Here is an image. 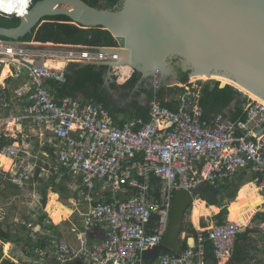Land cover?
I'll list each match as a JSON object with an SVG mask.
<instances>
[{"label":"built area","instance_id":"1","mask_svg":"<svg viewBox=\"0 0 264 264\" xmlns=\"http://www.w3.org/2000/svg\"><path fill=\"white\" fill-rule=\"evenodd\" d=\"M35 1L30 0L28 11ZM7 4L12 2L0 0V16L18 18L3 9ZM29 44L0 38V154L14 159L23 183L35 176L36 165L16 161L40 146L46 161L41 177L49 182L55 171L58 180L75 178L86 210L78 251L56 234L40 233L36 243L47 236L46 248H36L35 256L28 253L27 258H35L34 264H207V240L217 264L231 257L243 229L225 221L208 231V237L199 232L186 235L187 248L179 254L144 260L145 253L163 243L177 191L198 200L203 189L219 190L246 174L264 194V104L249 101L244 118L205 116L202 84L187 82L178 85L184 91L174 100L175 109L154 100L148 123L125 120L88 100L60 99L56 88L65 83L71 64L108 66L109 75L130 80L137 71L131 66L124 77L119 68L117 51L124 47L54 44L66 50L58 53ZM49 57L65 65L53 69L46 64ZM5 67L8 75L1 80ZM161 74L148 75L155 91L164 87ZM11 123L13 132L2 129ZM38 226L48 232L45 225ZM258 229L264 236V222Z\"/></svg>","mask_w":264,"mask_h":264},{"label":"water","instance_id":"2","mask_svg":"<svg viewBox=\"0 0 264 264\" xmlns=\"http://www.w3.org/2000/svg\"><path fill=\"white\" fill-rule=\"evenodd\" d=\"M58 15L109 31L131 50V66L144 76L168 71L176 61L189 77L221 76L264 100V0H120L107 10L84 0H37L18 17V26L0 25V37L20 41L45 17ZM203 191L207 206H217L219 191ZM195 201L189 192H176L168 232L160 246L145 253L146 262L182 252L185 218Z\"/></svg>","mask_w":264,"mask_h":264},{"label":"trees","instance_id":"3","mask_svg":"<svg viewBox=\"0 0 264 264\" xmlns=\"http://www.w3.org/2000/svg\"><path fill=\"white\" fill-rule=\"evenodd\" d=\"M84 1L95 8H97L99 3V0ZM106 2L110 7L109 9H115L118 6L120 0H106ZM44 21L45 22L38 29H35L32 34L25 36L20 41H34L42 44L52 43L56 45H73L85 47H118L123 45V43L114 38V36L109 31L104 30L101 27L84 28L83 26H77L73 23V20L70 17L65 15L45 17ZM19 23L20 21L18 18H5L0 16L1 26L16 27L19 25ZM0 38L7 40L2 37ZM109 71V67L103 65L71 64L66 69L65 83L56 86L58 90V97L60 99L72 97L88 100L104 108H107L116 115L122 114L124 117L128 113L127 108L117 105V100L113 95V91H119L121 99H128L131 96V92H136V87L142 77V74L137 72L132 76L130 80L126 82H119L116 78L111 81V79L108 77ZM178 71L179 83L186 84L189 81V74L183 72L180 68L178 69ZM202 88L203 89L200 99V105L204 110L205 116H208L212 113H224L226 115H229L227 114L231 112L229 108L235 101L238 102L237 111L239 113L243 105H246L249 102L248 99L236 88L220 81L202 84ZM183 91V88L179 86L168 88L162 87L158 91H155L154 89H143L142 92H145L147 94V99L145 103H141L137 98H135L127 105V107L131 108L132 110L130 112V118L128 119L140 118L144 123H148L150 121V106L154 100L160 101L163 106L175 109L174 100L176 99V97L181 95ZM134 94L136 96H139V94L137 93ZM232 117L233 119L238 118L237 115ZM240 117L244 118L245 115H242ZM39 172L40 169L37 170L36 176H38ZM241 177L243 176H238L237 178L235 177L236 179H234L233 181H228L225 185H223L219 189V195L226 193L228 195V198L234 199L238 191L240 190V187L248 182V180L246 181ZM58 179L59 172L57 173L55 171H52L49 183L51 184L50 186L54 187V192L49 193L50 201H52L58 193L55 190V187L64 180ZM249 180L251 181L250 178ZM8 185L12 184L8 183ZM244 187H242L240 193L243 191ZM43 194L44 196H46V191H44ZM263 202L264 199L262 195L260 198L253 201H247L246 199L238 200L237 204H235L233 207L230 208V206H228L229 213L226 209L222 211V213L218 216V224H223L226 221L225 218L227 214L228 219L230 220V215L232 214V216H234L235 218V221L238 222L240 227H246L252 223L253 218L256 215L258 206ZM45 203L46 198L44 199V204ZM209 205L212 204L209 203ZM198 206H200V204H198L196 208ZM215 208L219 211V207L215 206ZM53 217L55 219L58 218V215L55 213V211H53ZM258 217H262V219H264V213L262 215H259ZM46 219L47 214H42V220L39 224L45 225L47 231L55 230L56 226H54L53 224H50L48 221L47 224L44 223V220ZM198 227L196 226L197 229H201V227ZM186 232L187 235L196 236L198 234V232L193 227H190ZM203 235L208 237L207 232L203 233ZM254 235H256L255 230L247 229L245 232H242L237 236L235 251L233 252L232 260L228 264H243L246 261L247 253L245 251L244 245H241L240 242H247ZM42 238V241L31 244L30 247L32 248L28 251L31 257L35 256L33 253L36 248H46L48 237L42 236ZM0 240L4 243L11 242L9 241V235L2 230L0 231ZM186 248V244H183V250H185ZM205 254L207 264H217V260L214 255V247L212 242L209 240L205 242ZM5 264L14 263L6 261Z\"/></svg>","mask_w":264,"mask_h":264},{"label":"rangeland","instance_id":"4","mask_svg":"<svg viewBox=\"0 0 264 264\" xmlns=\"http://www.w3.org/2000/svg\"><path fill=\"white\" fill-rule=\"evenodd\" d=\"M97 8L101 10H107L110 7L108 6L106 0H99ZM31 43L36 42L32 41L30 44ZM45 50L58 53L66 51L59 48ZM175 68V66H172L168 71H164L161 74L164 81V87H175L180 84L176 75V70L178 69ZM122 75L124 77L128 76L129 71L126 74L122 73ZM108 77L111 79V81H113L115 78L118 80V77L116 76L109 75ZM196 77L197 76L189 77L188 82L193 84H206L215 81L217 82V80L212 79L198 80L195 79ZM151 79L152 77L142 75L140 81L137 84L136 92H131V96L126 100L120 98L119 91H113V95L117 100V105L127 108L128 111L126 115L124 114V117L122 114H119V117H123L125 120L130 118V112L132 110L131 108H128L127 105L133 99L137 98L141 103H145L147 94L142 92V90L153 89L152 83L150 82ZM118 81L121 82L120 80ZM134 93L139 94V96H136ZM245 97L248 99V101H252V99H250V97L247 95ZM13 125L15 124H6L2 129L5 131H12L14 127ZM10 135L12 136L13 134L10 133ZM2 161L4 166H6V164L8 165V161ZM26 161L31 163V165L35 164V171L37 172V170L40 169V172L38 176H36L35 172V176L33 178L26 180L23 183H21L22 181L20 180L22 172L19 171L18 166L14 169V173H8L0 169V221L5 224V226H7L6 231L9 235V241L15 243L14 246H16L14 250L15 254L12 256L9 252V255L12 257H6L5 254L7 253L4 254L2 249L3 243L0 242V264H5L6 261H10L14 264H34L35 258H27L29 256L28 249L32 248L30 247L31 244L36 243L39 240L37 236L40 233L56 234L60 240H66L69 246H71L75 252L80 249L78 233L83 225L86 207L79 181L72 177H68L61 181V183L55 187V190L58 192H55L57 195L52 201H50L49 193L54 192V187L50 186L51 184L47 181L45 176L41 177L40 175L41 173H44L42 168L46 166V161L43 159L40 146L35 145L33 151L24 153L21 157H19V160L18 162L16 161V163H18V165L20 164L24 166L22 163ZM241 178H244L246 181L248 180L245 177ZM8 183H11L12 185H8ZM249 185H244L245 187L241 193L240 191L242 187H240V190L234 199L228 198L226 193L220 194L219 203L217 204L219 211L214 205L207 206L205 201H200V206L197 208L194 206L193 210L188 211L186 215L183 239L187 235L186 231L190 227H193L199 233L210 231L215 225H218V216L222 213V211L226 209L229 213L228 206H230V208L233 207L235 204H237L238 200L246 199L247 201H253L254 198H251L250 195L247 194V190H245L247 187H249ZM44 191H46V196L43 194ZM259 195L258 198L261 197L260 193ZM45 198L46 203L44 204ZM53 211H55V213L58 215L57 219L53 217ZM44 213L47 214V219L44 220V223H47V221L50 220L49 223L56 226L55 230L45 232L44 230L39 229L38 224L41 222L42 214ZM263 213L264 202L258 206L252 223L246 227H241L243 232H245L247 229L256 231V235H254L249 241L240 242L241 245H244L245 251L247 253L246 261L243 264H264V236L258 229L259 225L264 222V219H262V217L259 218L258 216L262 215ZM231 219L235 220L232 214L230 215V220ZM225 220L229 221L228 214ZM196 226L201 227V229L199 227V229H197ZM232 256L233 254L230 258H226L228 259L227 264L232 260Z\"/></svg>","mask_w":264,"mask_h":264},{"label":"bare ground","instance_id":"5","mask_svg":"<svg viewBox=\"0 0 264 264\" xmlns=\"http://www.w3.org/2000/svg\"><path fill=\"white\" fill-rule=\"evenodd\" d=\"M9 1L12 2V4H7L6 7H3V9L5 11H7L8 14L16 13L19 16H24L25 14H27L28 6L30 4V0H19V1H17V3H14L12 0H9ZM29 46L30 47L43 48V49H53L56 47L52 43L45 44V45L38 44V43H32V44H29ZM117 53H118V57H119V68L121 70V73L126 74L128 71H130V67H131V63H132V52L130 51V49L123 48V49H118ZM53 58L54 57L47 58L46 64L53 69L60 70L65 65L64 60H62V59L55 60ZM7 75H8V68L5 67L3 75L1 77V80H4L7 77ZM195 79H198V80L212 79V80L221 81L223 83L231 85L232 87H235L236 89L241 91L243 94H246L248 97H250V99H252L254 101H260L264 104V100L261 99L260 97H258L256 94H254V93L248 91L247 89L241 87L237 83H235L231 80H228L227 78H224L221 76H215V75L211 76V77H208L206 75H199ZM0 158H2L3 160H6L8 162H12L13 165L11 164L12 166L10 167L8 173H11V172L14 173V168H15L14 167L15 166L14 165V159L10 158L6 155H3V154H0ZM251 184L256 185L255 183H251ZM259 193L262 194L257 185L254 186L253 188L247 190V194H249L251 198H254V200H256L258 198ZM198 204H200V200H196L194 203V206H197ZM194 206H193V208H194ZM229 221L235 222L237 224V222L232 220V219ZM10 247H11L10 245H7V247H6L7 251L10 249Z\"/></svg>","mask_w":264,"mask_h":264},{"label":"crops","instance_id":"6","mask_svg":"<svg viewBox=\"0 0 264 264\" xmlns=\"http://www.w3.org/2000/svg\"><path fill=\"white\" fill-rule=\"evenodd\" d=\"M38 44H42V43H38ZM47 44H49V43H47ZM43 45H45V44H43ZM237 107H238V102L237 101H235L231 106H230V108H229V110L231 111V112H229V113H227V114H229L230 116H235V115H237L238 116V118H240V116H242V115H244V109H245V105H243V107L241 108V110H240V112L238 113V111H237ZM240 115V116H239ZM3 159L2 158H0V161H1V163H0V169L2 170V171H5V172H9V169H10V167L13 165L12 164V162H8V165L6 164V166H4V164L2 163L3 161H2ZM12 164V165H11ZM4 166V167H3ZM15 167V166H14ZM241 176H243V177H245L246 179H248V182H246L244 185L246 186V185H248V184H250V183H253V181H252V177L253 176H251V175H246V174H244V175H241ZM249 178L251 179V181L249 180ZM244 185H242V187H244ZM253 186H256V185H253V184H250L249 185V187H247V189H245V190H248V189H251ZM263 197H264V195L263 194H261ZM260 196V195H259ZM4 218V217H3ZM3 218H2V220H3ZM1 220V219H0ZM235 221V220H234ZM237 224H238V222H237ZM239 225V224H238ZM4 231L5 233H7V226H5V224H3L1 221H0V231ZM8 234V233H7ZM0 242H2L1 240H0ZM3 244H2V249H3V252H4V254L5 253H7V254H5L6 255V257H12L14 254H15V252H14V250H15V248H16V246H14L15 245V243H13V242H7V243H4V242H2ZM7 245H10L11 247H10V249L7 251V249H6V247H7ZM9 252H10V255H12V256H10L9 255ZM230 258V257H229ZM228 259H224L223 261H225V262H221L220 264H227V261Z\"/></svg>","mask_w":264,"mask_h":264},{"label":"flooded vegetation","instance_id":"7","mask_svg":"<svg viewBox=\"0 0 264 264\" xmlns=\"http://www.w3.org/2000/svg\"><path fill=\"white\" fill-rule=\"evenodd\" d=\"M173 66H175L177 69H179L180 68V65H179V63L178 62H173ZM175 68V69H176ZM181 69V68H180ZM177 72H176V75H177V79H179V71L178 70H176Z\"/></svg>","mask_w":264,"mask_h":264},{"label":"clouds","instance_id":"8","mask_svg":"<svg viewBox=\"0 0 264 264\" xmlns=\"http://www.w3.org/2000/svg\"><path fill=\"white\" fill-rule=\"evenodd\" d=\"M218 191H219V190H218ZM200 201H204L203 197H202V199H201Z\"/></svg>","mask_w":264,"mask_h":264}]
</instances>
